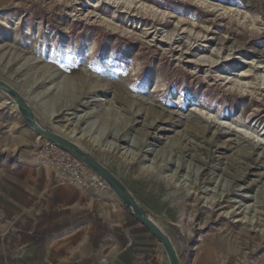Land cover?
<instances>
[{
	"label": "rangeland",
	"instance_id": "1",
	"mask_svg": "<svg viewBox=\"0 0 264 264\" xmlns=\"http://www.w3.org/2000/svg\"><path fill=\"white\" fill-rule=\"evenodd\" d=\"M0 81L112 167L180 264H264V0H0ZM47 142L0 90L27 219L71 181Z\"/></svg>",
	"mask_w": 264,
	"mask_h": 264
},
{
	"label": "crops",
	"instance_id": "2",
	"mask_svg": "<svg viewBox=\"0 0 264 264\" xmlns=\"http://www.w3.org/2000/svg\"><path fill=\"white\" fill-rule=\"evenodd\" d=\"M80 148L116 177L155 222L146 204L111 166L88 148ZM98 177L84 167L85 180ZM14 182L0 179V264H170L159 239L109 186L99 190L60 182L54 192L57 197L46 202L47 215L33 214L27 219L28 201L19 197ZM68 226L73 227L71 233L51 241L52 233Z\"/></svg>",
	"mask_w": 264,
	"mask_h": 264
},
{
	"label": "water",
	"instance_id": "3",
	"mask_svg": "<svg viewBox=\"0 0 264 264\" xmlns=\"http://www.w3.org/2000/svg\"><path fill=\"white\" fill-rule=\"evenodd\" d=\"M5 89H8V92ZM0 90L5 91L10 96H14L19 105L23 108L22 112L26 118V121L33 129V131L39 136L45 138L49 142L59 146L63 150L71 153L74 157L80 160L85 166L92 169L100 178H102L108 186L118 195L121 202L130 209V211L142 222L144 223L152 233L159 239L165 248L167 255L170 259L171 264H180L175 248L171 244L168 236L162 231V229L153 222L150 218L147 217L145 212L139 207V205L134 201L133 197L130 195L128 190L120 183V181L114 177L104 166L100 165L97 161H95L91 156H89L86 152H84L80 147L76 144L67 141L53 132L47 130L40 126L34 116L32 110L29 105L24 101V99L15 92L8 85L2 83L0 81ZM10 90V92H9Z\"/></svg>",
	"mask_w": 264,
	"mask_h": 264
},
{
	"label": "built area",
	"instance_id": "4",
	"mask_svg": "<svg viewBox=\"0 0 264 264\" xmlns=\"http://www.w3.org/2000/svg\"><path fill=\"white\" fill-rule=\"evenodd\" d=\"M38 157L53 167L64 179H69L90 189H104L108 187V184L102 178L93 181L85 180L83 178L85 165L71 153L51 142L41 145L38 151Z\"/></svg>",
	"mask_w": 264,
	"mask_h": 264
},
{
	"label": "bare ground",
	"instance_id": "5",
	"mask_svg": "<svg viewBox=\"0 0 264 264\" xmlns=\"http://www.w3.org/2000/svg\"><path fill=\"white\" fill-rule=\"evenodd\" d=\"M3 89L8 92V89H5V88H3ZM9 92H10V90H9ZM11 97H12L13 100H15V102H16V104L18 106V111L23 115V112H22L23 108L19 105L17 99L14 96H11Z\"/></svg>",
	"mask_w": 264,
	"mask_h": 264
}]
</instances>
